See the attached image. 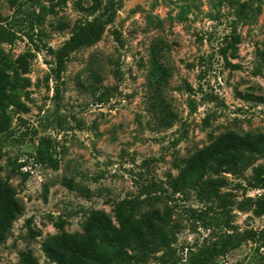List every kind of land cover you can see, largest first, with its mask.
<instances>
[{"label":"rangeland","instance_id":"1","mask_svg":"<svg viewBox=\"0 0 264 264\" xmlns=\"http://www.w3.org/2000/svg\"><path fill=\"white\" fill-rule=\"evenodd\" d=\"M9 1L0 0L5 19L17 6L25 10L32 4L16 0L12 7ZM91 1L68 0L50 14V0H34L42 19L35 30L41 31L38 38L30 42L21 28L13 45L1 46L12 61L26 53L33 57L22 75L29 80L26 94L18 108L8 110L11 130L0 136V178L23 207L0 243V264H22L20 254L26 251L38 264H49L45 241L61 232L81 234L91 212L111 215L115 203L135 196L146 183L169 194L168 183L184 162L220 135L264 133V78L258 74L264 52V0H102V5L112 1V22L96 44L70 54L56 78L54 59L46 49L56 51L76 25L93 19L77 6L87 8ZM232 34L239 39L236 58L227 56L226 62L219 50ZM161 43V60L171 70L162 97L172 117L165 120L149 84L152 47ZM42 138L51 140L56 170L34 162ZM255 165H264V159ZM22 174H27L25 180ZM227 177L230 184L223 192L240 200L243 191L234 185H244V178ZM260 193L247 191L246 196ZM161 197L152 207L171 208L176 239V256L166 264L176 258H182L177 263L182 264L186 250L201 245L208 235L196 228L189 212L203 207L193 193ZM149 208L145 205L142 212ZM232 225L257 232L258 241L264 237V216L234 212ZM29 231L39 234L31 238ZM160 255L146 264H161ZM263 257L258 242L249 241L210 264H260Z\"/></svg>","mask_w":264,"mask_h":264},{"label":"trees","instance_id":"2","mask_svg":"<svg viewBox=\"0 0 264 264\" xmlns=\"http://www.w3.org/2000/svg\"><path fill=\"white\" fill-rule=\"evenodd\" d=\"M23 10L17 6L13 15L5 19L0 16V136L11 130L12 117L8 110L20 106L23 91L29 86V80L22 77L27 72L28 59L31 53H26L12 61L2 49V45L11 46L23 32L30 42L35 30L42 22L40 13H36L34 0ZM68 0H50L47 12L55 14L56 9L63 8ZM14 7L16 0H10ZM36 6V7H35ZM78 8L92 20L76 25L70 38L56 51L47 48L54 59L56 78L64 71L70 54L96 44L103 35L105 26L112 22L114 9L111 2L102 5V0H92L87 8ZM22 26V27H21ZM40 41V39H38ZM238 37L234 34L224 39L219 50L220 56L227 62V56L236 58ZM45 47V46H44ZM165 46L161 43L153 45L149 84L155 106L159 115L171 118L172 113L163 99V89L171 77V70L162 62V51ZM35 51L39 50L34 45ZM231 68L232 65H229ZM258 74L264 78V52L260 53ZM118 77V72H115ZM245 98H250L246 95ZM98 102H103L101 98ZM169 121H166L167 125ZM50 138H42L34 155L35 164L56 170L58 161L52 156ZM264 159V133L238 134L227 132L217 137L206 148L197 151L182 168L178 175L168 183L170 193L154 183L139 185L137 193L115 203L111 215L102 211H93L84 222L81 234H60L49 238L43 244L44 256L49 264H146L149 258L161 253L158 258L161 264L175 257L176 251L172 245L175 237L172 230V210L164 205L160 211L152 207L175 195L193 193L202 209H190L196 228L208 232L201 245L186 250L185 262L182 264H210L216 259L224 258L230 252L238 249L243 243L258 242L264 249V237L258 241V233L252 230L239 231L232 225L234 212L251 213L254 217L264 216V165H255ZM23 166V165H21ZM20 166V167H21ZM18 166V172L20 170ZM250 171L248 177L244 175ZM21 174V173H20ZM27 174H22L26 179ZM244 178V185L236 183L234 187L243 191L242 198L237 200L230 193H224L230 181ZM65 185L73 190L69 181ZM86 197L90 193L81 189ZM247 191H262L256 197H247ZM150 207L142 212L144 206ZM23 207L13 188L0 178V243L8 237L12 224L22 214ZM39 233L29 231V236ZM183 250V249H182ZM22 264H38L30 251L20 254ZM176 258L174 264L181 262ZM260 264H264V257Z\"/></svg>","mask_w":264,"mask_h":264}]
</instances>
